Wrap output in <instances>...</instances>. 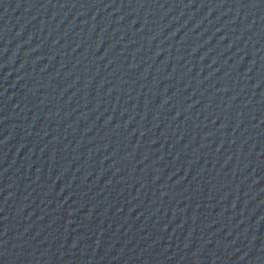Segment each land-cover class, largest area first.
<instances>
[{"label":"water","instance_id":"95a60500","mask_svg":"<svg viewBox=\"0 0 264 264\" xmlns=\"http://www.w3.org/2000/svg\"><path fill=\"white\" fill-rule=\"evenodd\" d=\"M263 230L264 0H0V264Z\"/></svg>","mask_w":264,"mask_h":264}]
</instances>
